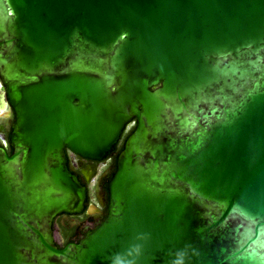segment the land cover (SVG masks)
<instances>
[{
	"label": "water",
	"instance_id": "95a60500",
	"mask_svg": "<svg viewBox=\"0 0 264 264\" xmlns=\"http://www.w3.org/2000/svg\"><path fill=\"white\" fill-rule=\"evenodd\" d=\"M7 107L0 264H264V0H0ZM133 121L58 248L87 200L65 149L102 161Z\"/></svg>",
	"mask_w": 264,
	"mask_h": 264
},
{
	"label": "flooded vegetation",
	"instance_id": "af4514ba",
	"mask_svg": "<svg viewBox=\"0 0 264 264\" xmlns=\"http://www.w3.org/2000/svg\"><path fill=\"white\" fill-rule=\"evenodd\" d=\"M13 122L14 116L7 107L0 113V146L8 147V134ZM65 154L70 172L86 188L87 200L80 214H62L53 220L52 230L57 246L78 243L88 230H93L104 219L108 200L103 185L110 180L108 177L112 176L113 168L115 169L110 155L102 161H92L83 159L67 149ZM90 207L93 209L88 213ZM71 233L72 237L69 236Z\"/></svg>",
	"mask_w": 264,
	"mask_h": 264
},
{
	"label": "trees",
	"instance_id": "16d2710c",
	"mask_svg": "<svg viewBox=\"0 0 264 264\" xmlns=\"http://www.w3.org/2000/svg\"><path fill=\"white\" fill-rule=\"evenodd\" d=\"M135 128V122L133 121L132 123H130L129 125H127L123 131V134L121 135L119 141L117 142V144L115 145L114 147V150L109 153L108 155L112 156V159H113V165H115V161H116V157L117 155L119 154V152L122 150L123 148V144H124V141L125 139L128 137V135H130L132 133V131L134 130ZM6 151L7 153L10 155V148L9 147H6ZM114 168H113V172H114ZM111 175L108 177V179H110ZM70 237L73 236V234H69ZM68 236V237H69ZM58 248H63V246H57Z\"/></svg>",
	"mask_w": 264,
	"mask_h": 264
}]
</instances>
